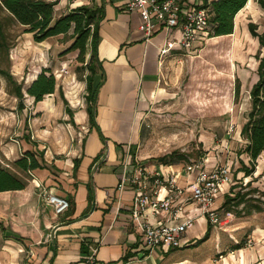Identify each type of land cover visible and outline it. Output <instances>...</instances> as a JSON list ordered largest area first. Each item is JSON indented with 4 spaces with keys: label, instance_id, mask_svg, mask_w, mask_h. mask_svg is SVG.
<instances>
[{
    "label": "crops",
    "instance_id": "1",
    "mask_svg": "<svg viewBox=\"0 0 264 264\" xmlns=\"http://www.w3.org/2000/svg\"><path fill=\"white\" fill-rule=\"evenodd\" d=\"M77 1L69 2L66 11L79 5L103 10L91 84L93 124H89L86 103L76 111L69 108L72 117L66 126L71 139L64 151L52 152L46 147L44 134L34 133L33 124L29 127L37 146L22 139L0 148V167L9 168L26 182L21 190L0 192V264H264V222L234 224L230 235L213 229L194 203H188L180 214L193 218L183 236L185 245L149 251L141 244L129 219L133 187L126 179L123 190H118L125 161L127 178L143 174L150 184L157 172L166 178L174 177L178 187L194 183L196 176V172H186L178 164L148 163L149 155L143 148L147 122L159 121L163 104L172 95L161 82L169 57L179 51L160 56L159 50L166 39L161 30L145 42L138 27V13L126 10L128 0ZM64 113L68 115L65 109ZM72 126L78 129V136L74 137ZM241 126L237 132L243 142L240 149L246 144L240 136ZM40 145L46 149L42 158L36 157L40 168L24 173L9 166L25 150L37 154ZM56 148L53 146V151ZM238 157L245 162V155ZM209 161H204L205 169ZM258 165L264 168V151L253 174ZM236 174L244 181L253 176ZM233 184H222L213 203L216 211L223 210L225 194L232 196ZM41 188L66 198L69 208L55 215L41 197ZM155 195L159 199L166 197V187L159 186ZM179 197L172 194L171 205L160 214L154 215L148 209L147 221L158 225L171 220ZM208 226L211 229L207 238L200 241Z\"/></svg>",
    "mask_w": 264,
    "mask_h": 264
},
{
    "label": "rangeland",
    "instance_id": "2",
    "mask_svg": "<svg viewBox=\"0 0 264 264\" xmlns=\"http://www.w3.org/2000/svg\"><path fill=\"white\" fill-rule=\"evenodd\" d=\"M73 1L79 2L60 0L55 16L66 12L68 3ZM249 22L255 23L258 31L264 25V12L254 0H248L234 18V33L225 37L208 35L189 50L169 57L161 84L172 95H168L170 97L163 104L164 112L159 121L147 122L143 142L149 155L148 163H158L157 157L178 150L188 154L186 161L178 163L180 167L185 168L192 162L204 164L208 159L206 170H225L231 182L236 184L233 193L251 192L247 198H255V202L250 200L235 207L231 204L230 209H219V214L216 211L221 225L213 229L230 235L234 224L258 225L264 222V204H261L264 203V168L258 165L256 173L245 181L236 174L241 160L237 152L243 146L237 132L246 121L250 108L248 92L255 81L257 66L254 55L258 43L247 31ZM0 24L8 47L7 52L0 49V68L7 70L22 85L24 92V108L18 111L17 99L8 93L10 88L0 75V148L10 141L16 144L24 138H29L24 140L33 144L29 127L33 124L34 133L44 134L42 138L46 147L52 152H62L71 139L66 126L70 117L64 109L67 105L76 111L85 107L87 102L84 77L88 74L85 69L88 54L81 63L78 52L69 51L73 40L68 36L58 35L40 43L33 42L32 36L24 33L23 28L2 9ZM43 70L53 76L55 88L52 94L44 96L41 103H35L25 94V89ZM72 127L74 137L78 136V129ZM53 146L57 147L55 151ZM36 150L43 153L46 149L40 145ZM243 158L248 164L246 157ZM246 181L250 183L246 184ZM254 204L262 207V211L251 210Z\"/></svg>",
    "mask_w": 264,
    "mask_h": 264
},
{
    "label": "trees",
    "instance_id": "3",
    "mask_svg": "<svg viewBox=\"0 0 264 264\" xmlns=\"http://www.w3.org/2000/svg\"><path fill=\"white\" fill-rule=\"evenodd\" d=\"M60 0H0V9L6 11L10 18L23 28V32L32 36L35 43L62 35L68 36L73 40L69 51L76 50L77 58L83 63L84 56L88 54V60L85 63V69L88 74L84 77L86 96V111L88 114L89 124H93L92 104L94 100V91H92V78L96 71L95 64V45L98 35V24L103 17L102 7L91 5H79L68 9L63 14L55 16V7ZM91 1V0H90ZM248 0H203V7L208 9L210 30L209 36H224L233 32L235 15L247 4ZM255 3L264 12V0H254ZM247 31L249 35L256 39L258 50L254 55L257 66L255 74L256 81L249 90L250 108L246 115V121L242 124L240 136L246 141L245 146L240 149L237 154L245 155L247 162L239 160L240 167L237 172H241L243 177L251 176L255 170L256 162L261 153L264 151V25L261 31L255 23H247ZM5 36L1 31L0 24V49L7 52L8 47L5 44ZM46 70L41 71L26 87L25 94L33 98L35 103L42 101L44 96L54 92L55 81L52 75L45 74ZM0 75L3 76L10 88V93L17 99V110L24 108L23 89L20 83H17L12 75L4 69L0 68ZM238 83V82H237ZM238 86H236V92ZM66 113L70 119L72 112L69 107H65ZM74 125V123H71ZM29 139V138H24ZM36 144L35 141L32 142ZM43 157L42 152H33V150H25L22 155L12 162V166L21 172L28 173L34 169L40 168V164L36 157ZM188 154L181 153L178 150L171 151L167 154L159 156L156 161L161 165H174L181 161H186ZM152 182V180H151ZM247 182L246 184H249ZM25 180L11 173L7 168L0 167V192L21 190L25 187ZM236 184L230 187L234 191ZM254 191V190H252ZM251 192H235L225 194L222 208L230 209L240 204L255 202V198H247ZM91 200V194L89 195ZM258 201V200H257ZM264 204V203H261ZM251 210L256 212L262 211L260 206H251ZM250 211V210H249ZM227 212V211H226ZM251 212V211H250ZM228 213V212H227ZM211 226H208L203 238H207Z\"/></svg>",
    "mask_w": 264,
    "mask_h": 264
},
{
    "label": "built area",
    "instance_id": "4",
    "mask_svg": "<svg viewBox=\"0 0 264 264\" xmlns=\"http://www.w3.org/2000/svg\"><path fill=\"white\" fill-rule=\"evenodd\" d=\"M125 7L129 12L138 13V27L145 42H149L158 30L164 33L166 39L159 50L160 56L170 55L172 51L189 50L194 43L206 38L210 30L208 9L203 7V0H128ZM126 166L125 161L118 190H123L126 179L133 187L129 219L138 232L141 244L147 250L157 247L174 249L185 245L183 236L192 225L193 218L182 217L180 214L188 203L196 204L212 226L220 227L221 221L213 203L222 184L231 182L225 170L208 171L203 163L192 162L186 165L185 170L189 173L196 172L194 183L178 187L174 183V177L166 178L158 172L152 175L151 184L143 174H132L127 178ZM162 185L166 187L168 195L159 199L155 195L156 189ZM40 193L55 215L62 214L69 208L66 198L50 194L44 188H41ZM172 194L180 197L174 205L171 220L158 225L149 223L145 212L149 209L152 214L157 215L167 211L172 203Z\"/></svg>",
    "mask_w": 264,
    "mask_h": 264
}]
</instances>
